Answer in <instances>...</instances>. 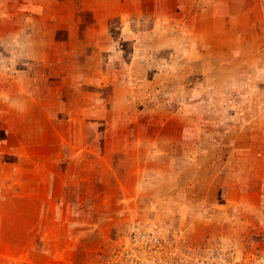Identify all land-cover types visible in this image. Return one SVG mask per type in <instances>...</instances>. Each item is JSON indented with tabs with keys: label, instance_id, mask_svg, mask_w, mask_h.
I'll return each mask as SVG.
<instances>
[{
	"label": "rangeland",
	"instance_id": "1",
	"mask_svg": "<svg viewBox=\"0 0 264 264\" xmlns=\"http://www.w3.org/2000/svg\"><path fill=\"white\" fill-rule=\"evenodd\" d=\"M43 1L0 0V264H264V0H80L73 34Z\"/></svg>",
	"mask_w": 264,
	"mask_h": 264
},
{
	"label": "crops",
	"instance_id": "2",
	"mask_svg": "<svg viewBox=\"0 0 264 264\" xmlns=\"http://www.w3.org/2000/svg\"><path fill=\"white\" fill-rule=\"evenodd\" d=\"M16 3H15V7L19 8V13H21V15H24L25 11H31L32 9H35L36 11L39 10L42 6H47L46 2L43 1V0H40V4H38L37 2L34 4V0H15ZM36 1V0H35ZM55 1H58V0H55ZM70 8H71V12H70V15H71V20H63L62 23H60L58 26H56V30L58 28V30H68L70 31L72 34L75 33L77 31V29L80 27V8L78 6V4L76 3V1H80V0H70ZM88 1V0H87ZM104 1V0H103ZM37 4V5H36ZM3 7V6H2ZM5 11H7L8 9H3ZM95 11V12H94ZM38 12V11H37ZM83 12V11H82ZM89 12H94L93 15H95L98 19H95L99 22V19L101 20H105L106 21V27L103 28L102 32L103 33H107L108 30H113L111 28V23H110V20L112 19V13H107L106 11L102 12L100 10H94V9H89ZM126 15H128L129 13L127 12H124ZM123 14V13H122ZM100 16L102 18H100ZM105 21L103 23V26H105ZM124 26L121 27V30L126 31L128 30V26H127V22L123 23ZM30 26V25H29ZM51 25H48L46 26V29H48ZM95 26H100V23H98L97 25V22H96V25ZM96 28V27H94ZM78 41V40H77ZM70 43V42H69ZM71 45V43H70ZM75 45V44H74ZM72 45V46H74ZM48 46V45H46ZM78 51H79V48H78ZM113 75L111 74V71L109 70H105V73H103V75L99 76H94L92 79H91V83H93L94 85H96L97 83L99 84V82H103V83H106L108 80L110 79H113Z\"/></svg>",
	"mask_w": 264,
	"mask_h": 264
}]
</instances>
